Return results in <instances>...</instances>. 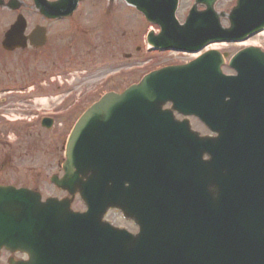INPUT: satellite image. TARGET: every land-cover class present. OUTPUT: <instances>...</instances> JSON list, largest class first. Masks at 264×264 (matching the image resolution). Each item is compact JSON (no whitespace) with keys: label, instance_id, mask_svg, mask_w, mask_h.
I'll list each match as a JSON object with an SVG mask.
<instances>
[{"label":"water","instance_id":"obj_1","mask_svg":"<svg viewBox=\"0 0 264 264\" xmlns=\"http://www.w3.org/2000/svg\"><path fill=\"white\" fill-rule=\"evenodd\" d=\"M78 1L40 4L66 16ZM126 1L159 27L147 43L160 50L196 53L264 28V0H240L227 30L213 12L216 0H195L207 9L197 13L194 6L183 25L175 19L178 0ZM221 60L211 51L186 66L153 72L82 115L67 141L63 179L52 182L70 193L76 187L86 212L74 214L56 200L41 202L31 191L0 188V250L28 257L10 264H264V183L223 180L215 169L221 156L208 165L214 174L203 247L181 232L184 212L197 210L190 203L200 209L201 183L195 179L201 180V167L198 152L182 140L191 132L188 124L174 123L161 107L170 102L212 132H264V56L252 48L237 53L230 62L236 77L221 75ZM127 135L125 151L110 146ZM143 187L155 192L160 219L150 214L135 237L102 221L109 209L135 213Z\"/></svg>","mask_w":264,"mask_h":264},{"label":"flooded vegetation","instance_id":"obj_2","mask_svg":"<svg viewBox=\"0 0 264 264\" xmlns=\"http://www.w3.org/2000/svg\"><path fill=\"white\" fill-rule=\"evenodd\" d=\"M39 1L54 3L58 0ZM91 2L100 10L104 8L107 14L115 13L124 4L123 0ZM230 3L233 6L236 0ZM36 5L35 0H0V132H32L33 139L41 135L48 138L47 148L53 160L45 162L44 171L37 174L42 179L37 181L46 183L53 195L43 200H72L70 208L77 212L74 205L79 203L78 192L71 196L53 185L51 179L63 176L64 136L80 115L104 95L121 94L129 86L127 65L113 66L114 57L128 56L127 40L122 41L126 27L101 23L107 31L96 53L97 47L91 48L94 52L87 49L92 42L86 36L88 27L83 26L78 16L81 1L67 17L44 15ZM114 39H119L115 47L112 46ZM35 104L43 107L33 106ZM5 115L17 117L14 120L19 121L5 122L2 119ZM202 136L215 137L209 132ZM203 160H208L207 154L203 155ZM26 177L11 169L0 174V186L33 190L23 184L36 181ZM137 211L144 223L143 209ZM127 218L135 217L128 213ZM131 220H124L131 228L124 229L136 234L139 228L134 219ZM10 259L25 261L27 257L10 255L5 250L0 252V264H9Z\"/></svg>","mask_w":264,"mask_h":264},{"label":"rangeland","instance_id":"obj_3","mask_svg":"<svg viewBox=\"0 0 264 264\" xmlns=\"http://www.w3.org/2000/svg\"><path fill=\"white\" fill-rule=\"evenodd\" d=\"M91 1H100V0H88L83 3L81 2L80 7L78 8V16L83 22V26H87L88 30L86 32L87 38L92 42L90 46H87V49H91L93 46L97 47V52L100 50V40L105 38L106 31L102 24L104 23L109 25H119L124 24L125 35L122 38L127 40L128 44V56L127 57H114L113 66L116 68L120 64L121 66L128 67V83L129 85L137 83L144 75L149 71L156 70L165 66L186 64L193 59L194 56L184 55L176 52L168 53H158V52H148L143 43V35H145L149 30H155V27L147 25L142 17L130 7H127L123 4L122 8L117 9L115 13L107 14V12L102 8L100 10L96 7V4H92ZM104 1V0H101ZM179 7L176 13V19L180 24L183 23L189 6L191 5V0H179ZM88 2H91L89 4ZM232 3V2H231ZM230 0H220L216 5V11H227L230 8ZM222 27H225V22L221 21ZM102 34V36H101ZM119 39H114L112 46L115 47L116 42ZM100 41V42H99ZM254 44L264 50V36L260 35L248 42V44ZM216 48L211 47V49H217L219 52L227 53L228 56L233 55L237 50L241 48V45H214ZM94 52L93 49H91ZM116 52V51H115ZM117 58V59H116ZM118 62V63H117ZM223 73L226 75L232 74L230 70L226 67L223 70ZM81 105H83L81 103ZM33 106L43 107L40 104H35ZM190 124L192 129L195 132L204 133L207 132L203 126H201L197 121L191 119ZM4 126V123L1 125ZM32 132H0V174L3 172H8L9 170H14L16 172L25 174L26 178L32 179L36 182L23 184L24 186L37 189L42 198L49 197L52 192L49 189V186L46 183L38 179L42 177L37 176L40 171L43 170L45 162L53 160L50 153V148H47V137L41 135L40 138H31ZM66 137V134L65 136ZM65 140V138H64ZM49 151V152H48ZM48 152V153H46ZM14 168V169H13ZM75 210H82L83 206L81 203H75ZM106 219L111 221L114 226L121 228L131 229L124 221L121 222L119 214L115 212H110Z\"/></svg>","mask_w":264,"mask_h":264},{"label":"bare ground","instance_id":"obj_4","mask_svg":"<svg viewBox=\"0 0 264 264\" xmlns=\"http://www.w3.org/2000/svg\"><path fill=\"white\" fill-rule=\"evenodd\" d=\"M263 36H264V33L262 34ZM213 48H216V46H212ZM40 103H44V101H40ZM202 184H204L205 186H208L209 185V183H207V182H202ZM183 216L186 218V217H188L187 216V214H183Z\"/></svg>","mask_w":264,"mask_h":264}]
</instances>
